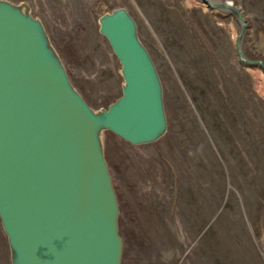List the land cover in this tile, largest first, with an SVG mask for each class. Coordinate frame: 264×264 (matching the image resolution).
I'll return each mask as SVG.
<instances>
[{
	"label": "rangeland",
	"instance_id": "1",
	"mask_svg": "<svg viewBox=\"0 0 264 264\" xmlns=\"http://www.w3.org/2000/svg\"><path fill=\"white\" fill-rule=\"evenodd\" d=\"M10 1L28 3L92 108L120 93L101 12L125 7L154 63L163 134L102 133L120 264H264V0Z\"/></svg>",
	"mask_w": 264,
	"mask_h": 264
},
{
	"label": "water",
	"instance_id": "2",
	"mask_svg": "<svg viewBox=\"0 0 264 264\" xmlns=\"http://www.w3.org/2000/svg\"><path fill=\"white\" fill-rule=\"evenodd\" d=\"M96 21L121 81L113 100L92 108L28 3L0 0V228L9 264H120L102 133L146 143L163 134L166 119L131 15L118 5Z\"/></svg>",
	"mask_w": 264,
	"mask_h": 264
},
{
	"label": "trees",
	"instance_id": "3",
	"mask_svg": "<svg viewBox=\"0 0 264 264\" xmlns=\"http://www.w3.org/2000/svg\"><path fill=\"white\" fill-rule=\"evenodd\" d=\"M109 102H110V101H109ZM107 103H108V102H107ZM107 103H106V104H107Z\"/></svg>",
	"mask_w": 264,
	"mask_h": 264
}]
</instances>
